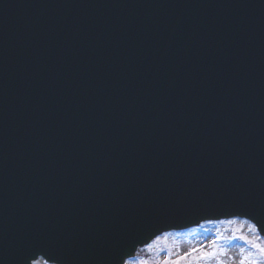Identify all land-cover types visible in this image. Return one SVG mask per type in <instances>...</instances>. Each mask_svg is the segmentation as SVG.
<instances>
[{
    "label": "water",
    "instance_id": "95a60500",
    "mask_svg": "<svg viewBox=\"0 0 264 264\" xmlns=\"http://www.w3.org/2000/svg\"><path fill=\"white\" fill-rule=\"evenodd\" d=\"M231 218L264 238V0H0V264Z\"/></svg>",
    "mask_w": 264,
    "mask_h": 264
},
{
    "label": "rangeland",
    "instance_id": "374dc122",
    "mask_svg": "<svg viewBox=\"0 0 264 264\" xmlns=\"http://www.w3.org/2000/svg\"><path fill=\"white\" fill-rule=\"evenodd\" d=\"M262 249L264 240L255 229L233 220L164 235L125 264H264Z\"/></svg>",
    "mask_w": 264,
    "mask_h": 264
},
{
    "label": "snow or ice",
    "instance_id": "6c2138e0",
    "mask_svg": "<svg viewBox=\"0 0 264 264\" xmlns=\"http://www.w3.org/2000/svg\"><path fill=\"white\" fill-rule=\"evenodd\" d=\"M261 251L264 252V249H262ZM240 264H244V261L241 260V261H240Z\"/></svg>",
    "mask_w": 264,
    "mask_h": 264
}]
</instances>
